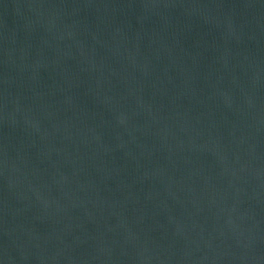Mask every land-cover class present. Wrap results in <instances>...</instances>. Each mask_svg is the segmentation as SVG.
<instances>
[{
	"label": "water",
	"instance_id": "1",
	"mask_svg": "<svg viewBox=\"0 0 264 264\" xmlns=\"http://www.w3.org/2000/svg\"><path fill=\"white\" fill-rule=\"evenodd\" d=\"M0 264H264V0H0Z\"/></svg>",
	"mask_w": 264,
	"mask_h": 264
}]
</instances>
